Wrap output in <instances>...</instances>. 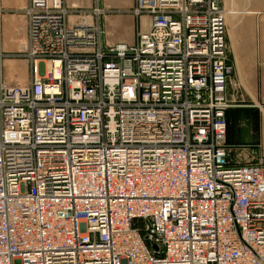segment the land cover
<instances>
[{"label":"built area","instance_id":"obj_1","mask_svg":"<svg viewBox=\"0 0 264 264\" xmlns=\"http://www.w3.org/2000/svg\"><path fill=\"white\" fill-rule=\"evenodd\" d=\"M23 12L27 79L0 75V264H264V159L225 140L221 0H132L131 44L103 40L97 3Z\"/></svg>","mask_w":264,"mask_h":264},{"label":"crops","instance_id":"obj_2","mask_svg":"<svg viewBox=\"0 0 264 264\" xmlns=\"http://www.w3.org/2000/svg\"><path fill=\"white\" fill-rule=\"evenodd\" d=\"M26 0H0V53L11 56L20 52L26 43V18L23 7ZM70 8L89 10L97 3L102 12L99 23L102 38L107 43L134 41V17L130 14L132 0H64ZM254 33L237 39L235 33L226 35L228 57L232 73L226 85L230 105L225 110V140L233 150L234 163L239 148L248 153L252 161L264 159V16L254 20ZM5 58L1 61L5 79L11 75L20 79L22 67ZM234 84L232 86L231 84Z\"/></svg>","mask_w":264,"mask_h":264},{"label":"rangeland","instance_id":"obj_3","mask_svg":"<svg viewBox=\"0 0 264 264\" xmlns=\"http://www.w3.org/2000/svg\"><path fill=\"white\" fill-rule=\"evenodd\" d=\"M221 6L225 18V37L227 33L228 35L235 33L237 39L245 38L244 36L254 33V20L258 17L264 16V0H221ZM135 23L136 20L134 18V26ZM5 58L15 59L14 61L18 66L22 67L23 71L20 79L13 78L11 75H9L8 79L3 77L1 61ZM0 75L2 80L6 83L25 82L27 79V63L22 57L2 56L0 59ZM232 151L233 150L231 149V152ZM235 156L237 157L238 162L252 161L248 153L239 148L236 150Z\"/></svg>","mask_w":264,"mask_h":264},{"label":"bare ground","instance_id":"obj_4","mask_svg":"<svg viewBox=\"0 0 264 264\" xmlns=\"http://www.w3.org/2000/svg\"><path fill=\"white\" fill-rule=\"evenodd\" d=\"M141 19H142V23H143V21H144V20H143V17H142Z\"/></svg>","mask_w":264,"mask_h":264}]
</instances>
